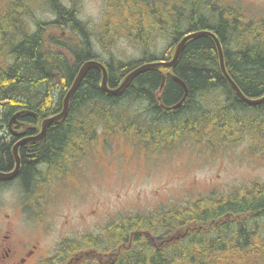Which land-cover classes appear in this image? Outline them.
<instances>
[{
    "label": "trees",
    "instance_id": "16d2710c",
    "mask_svg": "<svg viewBox=\"0 0 264 264\" xmlns=\"http://www.w3.org/2000/svg\"><path fill=\"white\" fill-rule=\"evenodd\" d=\"M185 2L188 10L184 13L185 17H118V20L104 17L99 31L94 33L87 21L76 15L74 6L69 8L61 0H40L38 9L44 4L55 15L49 21L36 16L39 23L32 29L28 16H35L34 13L23 12V24L31 34L25 35L16 48V53L14 51L17 62L5 68V74L4 71L0 74L1 124L5 122L7 125L10 115L20 108L33 110L38 113V118L24 120L30 127L27 135L35 134L43 118L62 110L64 98L84 62L92 59L104 62L108 69L109 85L116 87L137 66L159 59H171L175 45L185 34L207 29L218 36L226 68L244 95L262 96L264 17L245 18L239 14L234 17H217V11L208 12L210 6L205 4V0ZM32 7L23 6V10L30 8V12ZM11 9L14 10L15 7ZM193 12L198 17H194ZM219 14L223 15L221 12ZM48 29L74 41L72 46L75 48L71 51L63 48L51 38ZM123 36L135 43L141 56L122 59L114 54L112 44ZM158 36L168 39L167 46L161 52L154 48ZM94 38L99 44L98 48L95 47ZM11 42L15 43L14 36ZM97 49L102 55L103 51L107 53L108 58L103 59ZM164 72L166 81L159 92L165 105L177 103L184 94L183 88L174 81L171 73L181 78L188 87V96L179 109L166 110L157 99ZM99 127H103L105 134L121 133L144 144L147 140H152L154 135H162L159 138L172 140L182 139L185 134H190L206 137L211 142L210 140L218 141L217 137L220 135L230 134L233 138L237 133L239 136L246 132L258 137L254 139L256 143L264 145V104L249 105L237 95L221 70L216 43L208 35L190 39L172 69L146 70L121 94L106 93L101 87L100 69L91 67L71 98L70 112L65 120L59 124L52 123L41 140L28 142L19 148L21 168L16 182L29 196L41 181L39 169L41 175L46 177L49 173L45 172L46 169L60 173L66 166L72 165L89 148ZM261 137L262 142L259 141ZM12 148V140L1 142L0 139V171L13 169L15 159ZM7 184L9 183L0 181V187ZM235 190L234 193L222 197L204 196L188 204L191 208L206 207V214L203 215L214 218V228L216 221H221L227 212H237L239 208H243L244 211L254 214L244 220L243 226L240 224L236 230H233L232 223L229 228L227 225H220L214 229L217 244L213 247L222 246L221 238H226L227 233L229 238H255L259 234L254 222L259 215L264 216V184H242ZM242 191H246L247 196H241ZM190 209H179L177 211L181 214H174V217L189 220L202 216L192 213ZM170 214L173 215V210H163L152 219L154 213H146V231L155 232L165 222L163 218ZM124 219L116 225H126L127 218ZM231 221L237 222V219ZM113 225L109 226L110 231ZM138 228L141 229L134 227ZM110 231H106L102 239H93L94 236L88 235L86 245L78 237L66 238L43 264H67L71 260L76 261L70 258L74 254L82 255L78 260L81 262L86 249L91 246L99 250L103 248L105 251L113 249L115 240ZM130 231L127 229L125 232ZM262 231L264 232V226ZM151 248L153 247L147 241L146 257ZM130 251L131 248L121 252L119 264H143L142 251ZM237 251V246L230 245L231 254L238 253ZM246 252L255 254V246H247ZM152 254L149 259L146 258V264H178L168 250L157 249ZM187 262L182 260V264ZM213 264H216V260ZM221 264L260 263L229 259Z\"/></svg>",
    "mask_w": 264,
    "mask_h": 264
},
{
    "label": "rangeland",
    "instance_id": "374dc122",
    "mask_svg": "<svg viewBox=\"0 0 264 264\" xmlns=\"http://www.w3.org/2000/svg\"><path fill=\"white\" fill-rule=\"evenodd\" d=\"M61 1L68 3V0ZM246 5L242 4V17H264V0H246ZM106 12L105 0H81L79 4L80 18L88 22L91 31H99ZM79 14L76 13L78 17ZM37 17L49 21L53 15L42 4L37 10ZM113 19L118 20V17ZM49 33L66 50L75 48L72 46L74 41L51 30ZM95 38L93 41L98 48ZM167 44V38L158 36L154 48L161 52ZM112 45L114 54L119 58L141 56L140 49L131 39L121 37ZM101 57L107 59L108 54L103 51ZM97 134L99 137L77 159L76 166L69 173L75 183L68 181L65 174L63 177H52L51 190L40 205L48 218L44 226L47 229L50 227L42 240L44 246H56L69 228L78 233L96 232L100 229L96 225L98 217L103 220L117 211L131 209L143 212L148 208L183 204L200 192L205 195L207 191L226 192L253 181L264 183V145H253L254 139L258 138L256 136L243 134L239 140L221 147L202 145L187 136L181 145L176 146L151 141L152 145H149L153 149H150L122 135L105 136L101 130ZM217 138L218 141L229 142L223 135ZM259 141L262 142V137ZM21 197L23 195L17 184L2 188L0 207L16 211L21 207ZM33 212L27 208L26 212L19 213L20 230H23L27 215ZM66 219L71 221L69 225ZM35 223L28 226L30 231L34 230ZM72 236L79 237L76 233Z\"/></svg>",
    "mask_w": 264,
    "mask_h": 264
},
{
    "label": "flooded vegetation",
    "instance_id": "af4514ba",
    "mask_svg": "<svg viewBox=\"0 0 264 264\" xmlns=\"http://www.w3.org/2000/svg\"><path fill=\"white\" fill-rule=\"evenodd\" d=\"M40 0H0V74L5 68L13 66L17 60L16 48L23 41L25 35L31 34V31L23 24V12L27 14L34 13L35 16H28L31 23V28L34 29L39 20L37 19L38 2ZM106 2H112L116 6H122L125 11L119 14V17H185L186 2L185 0H105ZM198 1V0H195ZM63 2V1H62ZM67 7L74 6L79 12L78 5L80 2L76 0H68V3H64ZM205 4L210 6L212 12H218L217 17H234L235 14L242 16V4L246 5V0H205ZM33 6L31 11L27 8L23 10V6ZM11 7H15L14 10ZM234 9V12L232 11ZM48 10V9H47ZM121 12L119 8H117ZM49 11V10H48ZM221 12L223 15L219 14ZM238 12V13H237ZM186 14V13H185ZM53 15V14H52ZM194 17H198L196 12H193ZM209 15V14H208ZM54 16V15H53ZM35 20V21H34ZM15 37V43L11 42L12 37ZM5 74V71L3 72ZM170 106V105H168ZM21 109V108H20ZM18 109L15 112H18ZM13 112V113H15ZM12 113V114H13ZM11 114V115H12ZM10 115V116H11ZM24 118H34L32 116L19 117L20 121H26ZM1 124V115H0ZM8 124V123H7ZM2 125V127H1ZM0 125V139L1 142L8 140L13 141V146L22 138L27 135V131L30 128L25 129L24 134L13 135L9 132L8 126L5 122ZM22 125L16 124L14 130H21ZM10 134H8L7 132ZM161 130V129H160ZM151 131V130H150ZM75 160L72 165L66 166L60 173H53L55 176L63 177L65 174L67 180L75 183V180L71 179L69 176L70 171L76 166ZM15 164V163H14ZM49 170V169H46ZM64 175V176H65ZM41 181L37 183V187L28 196L27 194L21 197V207L16 211L7 210L6 208L0 207V264H43L44 261L51 257V251L57 250L58 245L66 238L72 237L73 233H76L78 238L86 245L87 236H94L93 239H102L106 234V231H110L109 226L113 225L111 229V237L115 240L113 249L105 251L103 248L101 250L94 248L93 246L87 248L83 261L78 260L82 255L74 254L70 258L71 260L67 264H119L121 259V252L131 248V253L136 251L139 253L142 251L143 264H146V258L152 257V251L160 249L162 251H170V256L173 255V260L175 263L182 264V260H187V264H213L216 260V264H221V262L231 259L241 260L244 262L248 261H258L260 264L264 262V232L262 228L264 226V216L259 215L255 220L254 224L258 229L259 234L255 237H233L229 238V233L226 234V238H221L222 246L213 247L215 244L214 229L220 225H227L229 228L231 223L234 225L233 230L238 229V226L242 224L243 221L249 219L252 212L244 211L245 209L239 208L237 212H227L222 216L221 221H216V226L214 228V218H208L203 214H206V207L204 206H194L193 208L188 207V204L200 200L204 196H218L222 197L230 193H234L236 190L232 189L226 192H220L218 190L207 191L205 195L200 192L198 195L196 193L195 198L186 200L183 204L176 203L173 206H159L153 208V210L148 209L147 211H117L114 215L107 216L105 219L101 220L98 217L96 232H84L78 233L72 228H69V232H65L61 235L60 240L57 242L56 246H44L42 240L44 235L48 232L44 226V221L46 218L45 209L41 210V203L48 196L52 187V175L48 173L46 177L41 175ZM16 181L17 178L15 179ZM73 180V181H71ZM7 187V186H5ZM21 188V187H20ZM22 189V188H21ZM241 196H247V192H240ZM34 211L27 215V219L24 221L23 230H20V222L17 216L21 211L26 212V209ZM191 208V209H190ZM190 209L194 214H202L200 217H192L191 219L183 220L182 218H175L174 214H181L177 210ZM173 210V215H168L163 218L165 221L161 227H159L155 232L146 231V213L153 212L154 215L152 219L155 218L161 211ZM243 211V212H242ZM258 212V211H257ZM257 212L255 214H257ZM98 214L96 213L95 216ZM127 218L126 225H116L120 224L124 218ZM169 219V220H168ZM237 219V222L231 221ZM168 220V221H167ZM35 223V228L33 231L28 229L33 222ZM120 223H117L119 222ZM134 222V224H132ZM71 221L66 219V224L69 225ZM135 226L141 229H134ZM131 230L129 233L125 231ZM150 242L151 248L147 253L146 257V242ZM230 245L237 246L238 253L231 254ZM255 246L256 253H247V246ZM174 264V263H171Z\"/></svg>",
    "mask_w": 264,
    "mask_h": 264
},
{
    "label": "water",
    "instance_id": "95a60500",
    "mask_svg": "<svg viewBox=\"0 0 264 264\" xmlns=\"http://www.w3.org/2000/svg\"><path fill=\"white\" fill-rule=\"evenodd\" d=\"M201 35H208L214 39V41L217 45L218 51H219L221 70H222L224 76L230 82V84L234 87L238 96L249 104H261V103H263L264 102V95L257 97V98H250V97L245 96L244 93L241 91V89L238 87V85L235 83L233 78L230 76V74L228 73V70L226 68V65H225L223 48H222L221 42H220L219 38L217 37V35L211 30H199V31L190 32V33L184 35V37L176 44L172 59H170L168 61L159 60V61H154V62H148V63H144V64L140 65L139 67L135 68L133 71L128 73L123 78V80L121 81L119 86H117L115 88L109 87V84H108L109 76H108V71H107L106 66L98 60H96V61L95 60H89V61L84 62L83 65L80 67L78 74L75 77V80H74L72 86L70 87V89L68 90V92L64 98L62 110L59 113H56V114L49 116V117H46L41 123V130L38 134L32 135V136H27V137L21 139L20 141H18L14 145L13 153H14V157H15V161H16V166L13 170L8 171V172L0 171V179L1 180H9V179L14 178L18 174L20 166H21V160H20V156L18 153V149H19V146L21 144L28 142V141L40 140L41 138H43L45 136L47 129L49 128V126L52 123L59 124L65 120V118L68 116V114L70 112L71 98L74 95V93L76 92V90L79 87L82 79L84 78L87 70L90 67L95 66L101 70V72H102L101 86L106 92H108L110 94H118V93L123 92L139 74L143 73L146 70H149L152 68H172V67H174L176 65V63L178 62V60H179V58H180V56L184 50L186 43L190 39L201 36ZM173 78L184 89L183 99L177 105L173 106L174 108H178L182 105L183 100L185 99V97L188 94V87H187L186 83L182 79L177 77L176 75H173ZM164 80H165V75H163V82H164ZM20 115H32L35 117L38 116L37 113H35L34 111H31V110H21V111L16 112L15 114H13L11 116L8 124H9L10 130L12 132H14L16 135H18L20 133L17 134L15 131H13L12 126L14 125V123H17L18 117Z\"/></svg>",
    "mask_w": 264,
    "mask_h": 264
},
{
    "label": "bare ground",
    "instance_id": "6f19581e",
    "mask_svg": "<svg viewBox=\"0 0 264 264\" xmlns=\"http://www.w3.org/2000/svg\"><path fill=\"white\" fill-rule=\"evenodd\" d=\"M219 52V51H218ZM220 57V56H219ZM92 60H95L96 61V59H92ZM220 60V59H219ZM89 61V60H88ZM221 67V66H220ZM178 77V76H177ZM181 79V78H180ZM177 82V81H176ZM178 83V82H177ZM236 83V82H235ZM21 110H29V109H20L19 111H21ZM31 111H33V110H31ZM35 112V111H34ZM35 113H37V112H35ZM38 114V113H37ZM15 164H14V167L16 166V161L14 162ZM13 167V168H14ZM7 172V171H6Z\"/></svg>",
    "mask_w": 264,
    "mask_h": 264
}]
</instances>
